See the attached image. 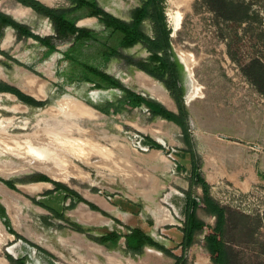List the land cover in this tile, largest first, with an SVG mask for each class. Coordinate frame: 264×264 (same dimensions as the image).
<instances>
[{"label":"rangeland","instance_id":"rangeland-1","mask_svg":"<svg viewBox=\"0 0 264 264\" xmlns=\"http://www.w3.org/2000/svg\"><path fill=\"white\" fill-rule=\"evenodd\" d=\"M37 1L50 8L71 6L69 0ZM97 1L124 20L141 4ZM224 1L246 4L244 21L214 10L216 0L165 1L194 149L211 196L233 211L221 235L197 187L201 227L184 251L188 147L176 123L145 104L134 105L131 97L177 109L155 74L151 52L138 43L103 58L91 43L77 47L73 36L61 38L46 14L18 0H0V13L15 22H0V186L8 188L7 198L0 193V207L13 229L0 216V264L22 257L26 264H220L210 233L225 244L229 264H264V0ZM77 26L108 34L99 16L82 17ZM143 30L154 34L149 20ZM74 46L80 59L119 86H99L72 69L64 55ZM30 81L43 83L41 99L27 91ZM152 83L166 96L154 92ZM27 150H43L46 157ZM43 177L76 190L105 213ZM35 185L39 189L29 188ZM128 226L142 228L170 254L154 246L132 254L124 236L115 245L101 242L109 231L128 233Z\"/></svg>","mask_w":264,"mask_h":264},{"label":"trees","instance_id":"trees-1","mask_svg":"<svg viewBox=\"0 0 264 264\" xmlns=\"http://www.w3.org/2000/svg\"><path fill=\"white\" fill-rule=\"evenodd\" d=\"M26 6H30L52 19L61 38L73 36L74 45L77 47L84 46L86 43L97 49L99 56L109 58L116 56L121 48L132 47L138 43L146 46L148 51L153 55L156 62V72L164 82L171 98L176 104V111L169 110L164 104L158 101H152L141 95L132 94L134 105L145 104L155 115L162 116L176 123L182 130L183 141L188 147L191 157V166L188 169L190 187L185 193V202L183 208L184 226H183V249L187 251L195 240V236L201 225L197 221V199L196 189L201 187L204 191L203 200L209 203L216 214L215 229L221 235H224L227 225L229 224L230 215L233 214L226 206L215 200L210 193V185L205 179L201 170V160L194 149V138L191 133V124L189 110L185 102V91L182 84V66L176 58L172 43V29L168 24L165 12L166 0H141V4L133 9L129 20L119 18L104 10L97 0H69L71 6L68 8H50L37 0H18ZM214 10H222L227 18L242 22L246 18L248 7L243 2H229L216 0ZM85 16H99L106 25L107 36H101L94 31L77 26V22ZM149 20L153 24V35L147 34L143 30V24ZM0 22L12 25L15 22L8 16L0 13ZM24 34L34 36L28 29ZM77 48L74 46L64 55L74 70H79L81 75L87 80L95 82L99 86H119V81L107 73L99 70L97 67L86 64L76 55ZM154 73V72H150ZM154 74V75H155ZM44 180L53 182L56 188L64 190L70 196L88 204L92 209L102 211L100 207L86 200L76 190L60 182L43 177ZM12 185V183H9ZM0 216L10 231H13L9 217L0 207ZM245 220L248 216L241 214ZM244 224H247L245 222ZM128 233L122 235L117 231H109L100 239L102 243L108 242L112 245L124 236L127 249L132 254H140L145 246H154L168 254L170 251L162 244L157 242L148 232L140 227L128 226ZM208 242L215 251L222 257L220 264H229L228 252L225 244L218 240V237L210 233ZM178 261L180 260L177 257ZM15 264H26V258L22 257L12 260Z\"/></svg>","mask_w":264,"mask_h":264},{"label":"bare ground","instance_id":"bare-ground-1","mask_svg":"<svg viewBox=\"0 0 264 264\" xmlns=\"http://www.w3.org/2000/svg\"><path fill=\"white\" fill-rule=\"evenodd\" d=\"M185 2H186V0H185ZM190 2V1H189ZM187 3V2H186ZM188 5V4H187ZM20 7H22V8H24V9H30V8H28V7H25V6H23V5H19ZM180 59L184 62V64L186 65V66H188L189 64H188V62L186 61V54H182V56H180ZM189 60H190V58H189ZM188 60V61H189ZM188 67H190V66H188ZM29 84H28V89H27V91L28 92H30L31 94H33V95H35L36 96V98H39V99H41L42 97H43V95H44V92L42 91V87H43V83H40V82H35V81H30V82H28ZM151 87H152V89L154 90V92L156 91V92H158L159 93V95L161 96V95H165L166 96V90L160 85V84H157V83H152V85H151ZM10 99H15V98H11V97H9ZM91 111V110H90ZM11 121V120H10ZM9 123H11V122H9ZM19 128L20 129H25V127H22V126H19ZM0 132H3V130L2 131H0ZM5 135H6V133H5ZM8 136V135H7ZM10 137V138H9ZM8 138L9 139H11L12 137L10 136V134H9V136H8ZM13 139V138H12ZM14 142V141H13ZM29 150V149H28ZM27 150V151H28ZM10 154H15L13 151L12 152H9ZM21 153V152H20ZM31 154V155H33V156H35V157H37V158H40V159H45V157H46V153L43 151V150H36V151H28V152H24V154ZM19 156V155H18ZM28 156V155H27ZM25 158V157H24ZM55 161V160H54ZM59 179V178H58ZM29 188H37V189H39V186L37 185H35V186H30ZM0 193L3 195V196H5L6 198H7V196H8V188L5 186V185H2L1 184V186H0ZM84 207H87L86 205H83ZM88 208V207H87ZM86 208V209H87ZM83 210V209H82ZM84 215V214H83ZM92 216V215H91ZM94 219H95V217H94ZM98 220V219H97ZM101 222H106L105 220H102ZM1 228H2V226H1V223H0V230H1ZM97 250L98 251H102V249L99 247V248H97Z\"/></svg>","mask_w":264,"mask_h":264},{"label":"crops","instance_id":"crops-1","mask_svg":"<svg viewBox=\"0 0 264 264\" xmlns=\"http://www.w3.org/2000/svg\"><path fill=\"white\" fill-rule=\"evenodd\" d=\"M15 18L19 19L16 15H15ZM20 20V19H19ZM34 97H36L35 95H33Z\"/></svg>","mask_w":264,"mask_h":264},{"label":"built area","instance_id":"built-area-1","mask_svg":"<svg viewBox=\"0 0 264 264\" xmlns=\"http://www.w3.org/2000/svg\"><path fill=\"white\" fill-rule=\"evenodd\" d=\"M139 146L142 148V145L141 144H139ZM198 199V198H197Z\"/></svg>","mask_w":264,"mask_h":264},{"label":"water","instance_id":"water-1","mask_svg":"<svg viewBox=\"0 0 264 264\" xmlns=\"http://www.w3.org/2000/svg\"><path fill=\"white\" fill-rule=\"evenodd\" d=\"M187 104V103H186ZM8 250V249H7Z\"/></svg>","mask_w":264,"mask_h":264}]
</instances>
